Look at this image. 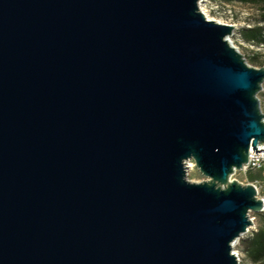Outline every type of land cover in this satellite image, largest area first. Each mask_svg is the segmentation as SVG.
Masks as SVG:
<instances>
[{
	"label": "water",
	"instance_id": "95a60500",
	"mask_svg": "<svg viewBox=\"0 0 264 264\" xmlns=\"http://www.w3.org/2000/svg\"><path fill=\"white\" fill-rule=\"evenodd\" d=\"M198 1L0 0V264H237L264 67Z\"/></svg>",
	"mask_w": 264,
	"mask_h": 264
},
{
	"label": "rangeland",
	"instance_id": "374dc122",
	"mask_svg": "<svg viewBox=\"0 0 264 264\" xmlns=\"http://www.w3.org/2000/svg\"><path fill=\"white\" fill-rule=\"evenodd\" d=\"M206 19L219 23L233 26L232 35L229 37L231 45L243 56L246 63L254 68L264 67V45H256L247 43L241 38L239 31L242 28L253 27L255 25H264L263 10L261 4H241L234 1L232 3H224L219 0H204L202 4ZM260 103L261 112L264 114V82L260 91L257 93ZM193 163V162H191ZM249 172L235 171L231 176V180H236L241 184H250L254 180L259 183V191L264 193V177L259 172L251 171L253 178L250 180ZM187 180L191 182H202L207 180L194 166L187 170ZM254 217L253 229L262 226V220L257 214H251ZM259 215V214H258ZM240 249V248H239ZM241 251V249H240ZM242 253V252H241ZM242 263L250 264L242 253Z\"/></svg>",
	"mask_w": 264,
	"mask_h": 264
},
{
	"label": "trees",
	"instance_id": "16d2710c",
	"mask_svg": "<svg viewBox=\"0 0 264 264\" xmlns=\"http://www.w3.org/2000/svg\"><path fill=\"white\" fill-rule=\"evenodd\" d=\"M224 3H232L234 1L241 4H261L264 19V0H219ZM239 34L243 41L256 45H264V25H255L253 27L242 28ZM249 171L248 176L251 180L253 176ZM260 174V173H259ZM262 220V226L256 228L252 235L244 237L240 240L239 248L249 261L250 264H264V215L257 214Z\"/></svg>",
	"mask_w": 264,
	"mask_h": 264
},
{
	"label": "built area",
	"instance_id": "2783aa9c",
	"mask_svg": "<svg viewBox=\"0 0 264 264\" xmlns=\"http://www.w3.org/2000/svg\"><path fill=\"white\" fill-rule=\"evenodd\" d=\"M203 2H204V0H199L198 1V7H199L200 12L204 15V13L200 9V8H203L202 7ZM204 11H205V9H204ZM255 148H256V151H258L260 149L264 150V141L259 142ZM242 171L243 172L256 171V172H259L264 177V152H259V153L257 152V154H255V151H253L250 148L249 152H248L247 163L242 167ZM250 184L253 185V187L256 190L257 199H259L261 201V208H260L259 214L264 215V193H261L259 191L260 186H259L258 181L254 180ZM251 214H253V213H250V215H249L250 220L252 222V225L246 229L245 234L238 240L236 245L233 246L234 249H233L232 253L234 254V256L236 258L237 264H241L242 258H243L242 253H241L242 251H240V249H239L240 240L243 239L244 237L252 235V233L256 230V229H253L254 217Z\"/></svg>",
	"mask_w": 264,
	"mask_h": 264
},
{
	"label": "bare ground",
	"instance_id": "6f19581e",
	"mask_svg": "<svg viewBox=\"0 0 264 264\" xmlns=\"http://www.w3.org/2000/svg\"><path fill=\"white\" fill-rule=\"evenodd\" d=\"M201 9V11L204 13V9L203 8H200ZM206 17H208V16H206ZM230 42V41H229ZM231 44V43H230ZM188 170H189V168H192L193 167V163H188Z\"/></svg>",
	"mask_w": 264,
	"mask_h": 264
}]
</instances>
